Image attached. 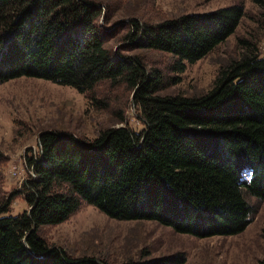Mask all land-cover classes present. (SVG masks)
<instances>
[{"label": "trees", "instance_id": "trees-1", "mask_svg": "<svg viewBox=\"0 0 264 264\" xmlns=\"http://www.w3.org/2000/svg\"><path fill=\"white\" fill-rule=\"evenodd\" d=\"M101 14L85 0H0V82L29 76L71 85L97 108L110 100L95 95L99 84H124L145 124L110 126L93 139L43 131L39 154L27 159L35 174L17 190L30 208L10 215L16 193L0 189V264H110L72 257L42 235L85 202L115 219L157 221L204 238L242 233L254 220L251 198L264 201V57L257 39L240 40L241 55L219 69L207 92L160 94L235 33L244 5L158 23L131 19L124 39L167 53L161 67L139 54L115 57L97 24ZM3 160L0 151V184ZM185 263L180 253L120 264Z\"/></svg>", "mask_w": 264, "mask_h": 264}, {"label": "rangeland", "instance_id": "rangeland-1", "mask_svg": "<svg viewBox=\"0 0 264 264\" xmlns=\"http://www.w3.org/2000/svg\"><path fill=\"white\" fill-rule=\"evenodd\" d=\"M102 13L97 24L106 37V46L115 57L139 54L145 62L164 66L169 55L145 47L132 48L124 39L131 19L158 23L191 13H204L233 4H243L245 15L240 25L213 52L189 64L181 82L160 92L162 95H194L207 92L219 69L242 53L240 40L255 38L264 57V0H85ZM105 30V31H103ZM96 96L109 100L108 108L95 107L86 94L71 85L52 80L22 76L0 82V151L3 182L0 189L16 193L10 215L28 210L21 191L24 181L35 174L27 164L28 156L39 154L43 131L59 130L84 139H93L110 126L129 125L134 130L145 126L135 92L124 84L102 82ZM126 122L119 123L120 115ZM11 197V196H10ZM256 212L253 222L240 234L200 238L179 233L152 220H119L109 217L85 202L68 220L42 228L49 244L72 257L95 256L110 264L130 259H156L184 254L185 264H257L264 256V201L251 198Z\"/></svg>", "mask_w": 264, "mask_h": 264}, {"label": "water", "instance_id": "water-1", "mask_svg": "<svg viewBox=\"0 0 264 264\" xmlns=\"http://www.w3.org/2000/svg\"><path fill=\"white\" fill-rule=\"evenodd\" d=\"M40 143V142H39Z\"/></svg>", "mask_w": 264, "mask_h": 264}]
</instances>
